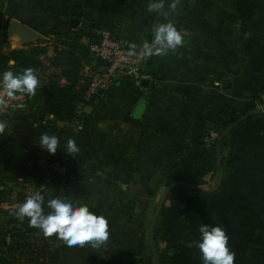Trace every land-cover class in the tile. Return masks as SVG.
<instances>
[{
	"label": "crops",
	"instance_id": "crops-1",
	"mask_svg": "<svg viewBox=\"0 0 264 264\" xmlns=\"http://www.w3.org/2000/svg\"><path fill=\"white\" fill-rule=\"evenodd\" d=\"M169 3L165 0L166 9ZM148 4L82 0L83 12L96 14L87 28L107 26L122 37L147 36L155 23L166 22L148 12ZM168 19L185 43L175 53L150 58L148 85L120 80L83 104L71 121H56L52 114L26 119L11 108L0 115L14 134L9 144L37 146L43 168L49 159L69 166L67 176L45 188L12 183V201L0 205L14 207L40 191L45 203L65 197L108 221L109 240L94 249L68 247L55 235L45 238L27 218L12 214L10 227L30 229L38 264H158L149 239L152 227L146 230L144 221L149 207L164 200L158 236L162 245L178 247L171 264H202L196 247L201 225L225 229L235 264H264V0H181ZM90 39L85 32L82 41ZM22 45L10 44L8 53ZM100 64L94 58L84 75ZM253 104L262 111L233 125L225 138L227 170L220 182L216 154L204 138ZM42 133L59 137L55 154L39 146ZM70 137L80 149L75 157L65 152ZM188 178L202 181L192 184Z\"/></svg>",
	"mask_w": 264,
	"mask_h": 264
},
{
	"label": "trees",
	"instance_id": "trees-1",
	"mask_svg": "<svg viewBox=\"0 0 264 264\" xmlns=\"http://www.w3.org/2000/svg\"><path fill=\"white\" fill-rule=\"evenodd\" d=\"M88 29L92 35L90 42L97 40L95 28L90 29V27L87 28L82 25L78 28L70 26L68 31L60 32L54 37L24 44L12 50L10 60L12 59L14 62L9 63L8 61L5 68L18 73L31 67L35 69L38 78L40 77L39 72L44 74L42 81L39 80L41 86L37 88L36 95L34 97L27 96L24 106L11 108L15 113L26 119L42 120L46 115L52 114L56 121H71L83 112V108H81L83 104L94 101L85 99L91 77L84 75L83 68L94 60L89 44L82 41L83 34ZM47 40L52 41L54 51L53 55H50L49 63H46L43 58V55L47 56L49 51ZM7 41L8 39L3 35L0 25V42ZM256 99L262 101L260 96H256ZM261 111L258 106L256 107V104L247 105L241 114L232 119L230 124L222 128L216 126L220 130V137L209 146V149H212L216 154L217 169L220 170L221 174L220 182L223 181V174L227 170L224 159L226 136L233 125ZM39 158L40 149L28 142L16 141L9 145L0 146V204L12 201L14 188L9 183L17 184L20 181L33 182L37 185L43 183L44 168L39 162ZM50 161L52 160L49 159L48 162ZM185 181L195 184L201 182L202 179L188 178ZM190 188L202 190L194 186H190ZM164 205L165 200L155 207L153 215L156 211L158 214L151 228L149 239L158 264H171L170 261L174 259L178 247L174 246L171 249L169 246L162 245L158 236L157 223ZM152 206L155 205L150 207ZM12 208L0 205V213L2 214L0 219L3 218V224L0 222V264H32L33 260H36L35 264H38L39 254L30 236V229L22 230L17 227H10V222L7 219L9 218L8 215L13 214ZM3 233H6L7 239L1 237Z\"/></svg>",
	"mask_w": 264,
	"mask_h": 264
},
{
	"label": "clouds",
	"instance_id": "clouds-1",
	"mask_svg": "<svg viewBox=\"0 0 264 264\" xmlns=\"http://www.w3.org/2000/svg\"><path fill=\"white\" fill-rule=\"evenodd\" d=\"M181 0H171L165 8V0H149L148 12L156 13L166 22L155 23L152 26V41L143 44L139 53L133 46L128 55L142 58L166 56L175 53L185 43L183 35L175 24L168 19L170 13H175ZM40 81L35 69L28 67L18 73L4 71L0 78V114L10 107V101L18 96L34 97L40 87ZM6 121L0 120V136L8 128ZM39 146L49 154H55L60 147V139L56 135L42 133ZM80 151L74 138H68L65 152L73 157ZM45 207L48 209L45 212ZM15 217L24 221L27 218L29 226L39 229L45 238L56 236L68 247L90 246L99 249L109 240L108 221L90 211L87 204L74 203L65 197L48 199L40 191L28 195L23 203L11 209ZM200 240L196 247L201 253L202 264H235V253L228 247V236L221 226L201 225L198 229Z\"/></svg>",
	"mask_w": 264,
	"mask_h": 264
},
{
	"label": "built area",
	"instance_id": "built-area-1",
	"mask_svg": "<svg viewBox=\"0 0 264 264\" xmlns=\"http://www.w3.org/2000/svg\"><path fill=\"white\" fill-rule=\"evenodd\" d=\"M95 33L98 36L97 40L89 42L91 54L95 59L101 61L93 71H90L91 81L85 93V99L96 92L98 87L107 88L120 80H129L135 86H142L143 79L153 78L151 72L147 71V60L152 58H142L129 56L128 52L131 47H135L137 53L141 50L144 43H151L146 36L139 38L122 37L114 34V32L106 26L97 27ZM88 74L87 69L83 71ZM26 96H18L15 100L10 101L9 108L24 106ZM220 137V130L211 128L204 138V142L211 146L217 138ZM69 166L61 160H52L44 167V180L41 184L42 188L54 184L57 177L67 176Z\"/></svg>",
	"mask_w": 264,
	"mask_h": 264
},
{
	"label": "rangeland",
	"instance_id": "rangeland-1",
	"mask_svg": "<svg viewBox=\"0 0 264 264\" xmlns=\"http://www.w3.org/2000/svg\"><path fill=\"white\" fill-rule=\"evenodd\" d=\"M83 14L82 0H0V25L3 35L8 39L7 42H0V78H2V73L4 71L10 70L5 68L6 63L8 61L9 63H13V61L10 60L11 55L8 53L9 45L12 43L22 45L21 42L11 37L7 32V25L10 18L16 17L26 21L27 24L42 32L48 38L54 37V35L60 32L68 31L70 29L69 18L72 15L81 16L84 23L82 26L87 27L91 21L85 19ZM85 32L86 35L92 37L91 31L85 30ZM47 44L49 45V49L53 52L52 41L47 40ZM43 58L46 63H49V53L47 56L43 55ZM43 77L44 74L42 73V76L38 79L42 81ZM11 123H13V121ZM7 129L8 128H6L5 133L0 136V146L9 145V139L14 136V134H8ZM11 184L12 183H9V185ZM159 203L160 201L153 204L155 206L148 209L144 221L146 230L150 227V222H152V218L155 215H153L155 207H157ZM3 207L6 206L3 205ZM11 215L12 214L8 216L10 217ZM0 216H2L1 213ZM0 222L3 224V218L2 220L0 219ZM1 237L7 239L6 233L1 234ZM35 261L36 260H33L32 264H35Z\"/></svg>",
	"mask_w": 264,
	"mask_h": 264
},
{
	"label": "water",
	"instance_id": "water-1",
	"mask_svg": "<svg viewBox=\"0 0 264 264\" xmlns=\"http://www.w3.org/2000/svg\"><path fill=\"white\" fill-rule=\"evenodd\" d=\"M83 17L89 21H93L96 17V14L91 9H86L84 11ZM81 21H82L81 16L72 15L69 18V25L72 28H78L81 25ZM7 32L11 37L15 38L17 41L21 42L22 44H29V43H33L35 41L47 38V36L45 34L36 30L35 28L30 26L26 22H24V21H22L16 17L10 18L8 25H7ZM146 38L148 40H152V33L151 32L148 33ZM12 61L14 62V60H12ZM150 61H151V59H148L147 63H149ZM142 82H143V84L148 85L150 80L148 78H145V79H143ZM105 91H106V88L98 87L96 90V93L92 94L90 99L94 100V98L96 97V94H104ZM90 106L91 105H86L85 109L87 107H90ZM138 110H139V107L136 108L135 114H138ZM58 121L60 122V120H58ZM122 211L127 213V214H130V212L125 208H122ZM157 214H158V211H156V213L152 219L151 227H153V225H154V221L157 217ZM8 239H10V237H8ZM51 264H55V260Z\"/></svg>",
	"mask_w": 264,
	"mask_h": 264
}]
</instances>
